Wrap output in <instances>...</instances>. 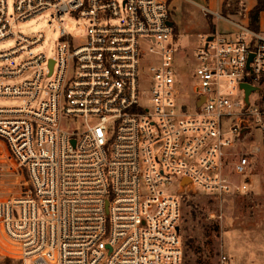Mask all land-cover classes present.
<instances>
[{"label": "built area", "instance_id": "1", "mask_svg": "<svg viewBox=\"0 0 264 264\" xmlns=\"http://www.w3.org/2000/svg\"><path fill=\"white\" fill-rule=\"evenodd\" d=\"M170 2L0 0V43H16L0 52V99L18 102L0 106V256L186 264L180 197L250 192L260 149L241 147L264 137V29L203 8L233 31L203 37L183 102ZM49 10L88 22L83 39L62 27L51 55L10 65L46 39L18 25ZM242 84L257 88L248 102Z\"/></svg>", "mask_w": 264, "mask_h": 264}, {"label": "rangeland", "instance_id": "2", "mask_svg": "<svg viewBox=\"0 0 264 264\" xmlns=\"http://www.w3.org/2000/svg\"><path fill=\"white\" fill-rule=\"evenodd\" d=\"M9 6L10 16L13 17L11 2ZM87 26L88 22L84 20L71 17L59 19V15L53 10L35 20L19 24L18 30L27 37L32 38V34L43 32L46 39L27 56L10 61V65L39 53L51 55L56 49L62 27L75 39L82 40ZM203 43V38L195 35L188 36L186 43H172L176 51L174 65L178 78L185 83L183 102L191 101L188 93L194 83L195 71L201 65L198 55ZM15 45L14 42L0 43V52ZM149 46L144 44L141 48L148 50ZM2 62L0 61V66ZM141 64L147 68L151 61L144 57ZM16 103L18 102L11 99H0V106ZM241 148L247 153L260 149L259 152L250 154V192L226 198L192 192L180 197L184 200L181 229L186 248V264H264V137L260 132L254 131ZM223 257L227 258L225 263ZM0 264L20 263L2 255Z\"/></svg>", "mask_w": 264, "mask_h": 264}, {"label": "crops", "instance_id": "3", "mask_svg": "<svg viewBox=\"0 0 264 264\" xmlns=\"http://www.w3.org/2000/svg\"><path fill=\"white\" fill-rule=\"evenodd\" d=\"M258 0H171L175 42L186 43L187 37L209 36L215 31L231 33L233 27L213 15H204L203 8L221 14L234 21L250 25L249 13ZM264 29V12L260 15L258 30Z\"/></svg>", "mask_w": 264, "mask_h": 264}, {"label": "trees", "instance_id": "4", "mask_svg": "<svg viewBox=\"0 0 264 264\" xmlns=\"http://www.w3.org/2000/svg\"><path fill=\"white\" fill-rule=\"evenodd\" d=\"M262 12H264V0H258L255 8L249 13L250 27L252 29L258 30L260 15Z\"/></svg>", "mask_w": 264, "mask_h": 264}, {"label": "water", "instance_id": "5", "mask_svg": "<svg viewBox=\"0 0 264 264\" xmlns=\"http://www.w3.org/2000/svg\"><path fill=\"white\" fill-rule=\"evenodd\" d=\"M170 25L173 26V23L170 22ZM208 40L211 41V40H212V37H209ZM252 59H253V55H251L250 58H249L248 68H249V64H250V62L252 61ZM241 88H242V89L244 90V92H245V95H246V102L249 101V96H250V94H251L252 92H254V91L257 89L256 87H254V86H252V85H249V84H242V85H241Z\"/></svg>", "mask_w": 264, "mask_h": 264}]
</instances>
